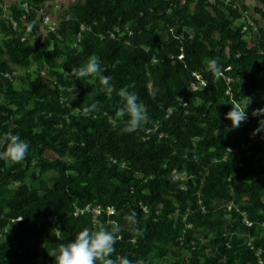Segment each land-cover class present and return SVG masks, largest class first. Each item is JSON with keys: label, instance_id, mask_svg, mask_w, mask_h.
Instances as JSON below:
<instances>
[{"label": "trees", "instance_id": "trees-1", "mask_svg": "<svg viewBox=\"0 0 264 264\" xmlns=\"http://www.w3.org/2000/svg\"><path fill=\"white\" fill-rule=\"evenodd\" d=\"M22 1L10 8L19 30L0 6V136L19 135L29 144L22 162L0 160V228L8 227L0 264H55L61 244L99 228L91 212L74 213L87 204L115 207L101 222L116 220L122 228L112 259L161 264L184 252L190 264L255 262L247 239L264 250V133L251 135L264 119L251 114L264 108L258 18L251 16L257 31L242 32L240 10L221 6L225 0H78L42 40L32 3L47 0H28L29 12ZM255 1L264 17V0ZM117 28L122 39L110 36ZM93 54L101 74L111 77L109 88L100 74L91 84L68 75ZM209 59L218 61L219 77L207 70ZM18 69L24 74L7 76ZM195 73L208 84L188 92ZM121 88L138 95L149 117L132 133L122 132L129 117L116 116ZM93 102L99 111L84 117L82 108ZM234 104L247 106L249 117L230 130L225 117ZM174 168L191 175L186 190L172 181ZM132 211L137 222L124 229ZM135 229L142 235L134 238Z\"/></svg>", "mask_w": 264, "mask_h": 264}, {"label": "clouds", "instance_id": "clouds-1", "mask_svg": "<svg viewBox=\"0 0 264 264\" xmlns=\"http://www.w3.org/2000/svg\"><path fill=\"white\" fill-rule=\"evenodd\" d=\"M206 68L214 77H219L222 74L221 67L216 59H209L206 62ZM102 71L99 57L93 54L81 66L72 68L68 75L75 77L77 80H87L91 84L89 78L100 74V85L103 88H109L111 77L102 75ZM87 95L95 96L96 92L92 91ZM118 96L120 97V107L116 111V116L120 118L129 117L122 132L132 133L139 130L149 119L146 107L138 102V95L135 92L128 91L127 88H121ZM246 107L241 108L239 105H232L231 110L225 117L231 121L230 130L239 128L248 119ZM97 111H99V104L93 102L84 106L81 114L87 118ZM252 116H264V108L254 109ZM259 133H264V119L258 120V127L251 135L256 136ZM28 148V142L19 135L4 133L0 136V160L20 163L26 158ZM136 216L137 213L132 211L126 219L135 224L137 222ZM121 230V225L116 220L111 221L109 226L100 224L97 230L82 229L75 235L73 240L59 246L58 252L53 254L55 264H132V261L126 257L116 256L115 259L110 258L115 252L114 246L120 239L119 233ZM140 235H142V232L135 229L133 237ZM136 264H145V261L140 259L136 261Z\"/></svg>", "mask_w": 264, "mask_h": 264}, {"label": "built area", "instance_id": "built-area-1", "mask_svg": "<svg viewBox=\"0 0 264 264\" xmlns=\"http://www.w3.org/2000/svg\"><path fill=\"white\" fill-rule=\"evenodd\" d=\"M66 0H47L45 1L42 5H40L39 3H32L33 7H35V9H37V13L38 15L41 17L42 19V25H43V31L39 34V37L44 40L45 37L48 35L49 31H57L60 23L62 21V18L65 14H59V15H55L52 13L53 10L59 11V9H61V7L63 6V4L65 3ZM211 3H215L214 0H210ZM224 3H221V6L226 5V4H230L233 3V7L234 8H238L242 14V20H243V27H242V32H255L258 29V25L257 23L254 21V19L251 17V11L248 9H241L240 5L237 2H233V0H225L223 1ZM13 4H8L6 2H3L2 0H0V6L2 7L3 10V18L5 19H10L11 20V24L14 30H19V24L18 22L13 18L12 14H11V6ZM32 5L30 4V2L28 0H23L21 3L22 8L25 9L26 12H29L30 9L32 8ZM69 16L67 15V18ZM128 29V28H127ZM85 31V26L82 25L80 28V32L78 34L77 40L80 41L81 37H82V32ZM118 32V33H117ZM130 32V31H129ZM125 35V32H122L119 28L116 29V32H111L110 36L112 38L115 39H122V37ZM29 37V34L24 35L22 37V40H26ZM18 72V71H17ZM17 72L14 70L12 74L7 73V76L11 77L12 75L17 74ZM195 80L191 82L190 86H189V90L188 92L191 91H195V90H200L203 89L204 87L207 86L208 84V79L201 73H195ZM234 79L232 77H227V83L230 84L231 82H233ZM55 83L57 84V82L55 81ZM149 86H152V83L149 84ZM225 94L226 95H231L232 94V87L231 86H227V89L225 90ZM184 99V98H183ZM63 101V100H62ZM184 105H187V100H184ZM257 109V107L255 108ZM252 114V113H251ZM169 116V114L167 115ZM249 117V115H248ZM158 128V125H156V129ZM151 130L148 129L147 133H149ZM147 138V135L143 137V139ZM259 140L264 141V134L261 135L259 137ZM243 146L245 147L246 145L243 144ZM229 150H232V148H228ZM191 177V175L189 176V174H187L186 171H180L177 168H174L171 172V178L172 181L178 183L180 185V188L182 190H186L187 189V184L186 181ZM254 180H256V178H254ZM199 203L202 204V199H199ZM220 203H222L221 206H228V208H231L234 206L233 202H229V203H224L222 201L218 202L217 205H219ZM203 210H205V207H202ZM145 210H147L146 207H144ZM238 209V208H237ZM91 212L92 213V221L94 222L95 225H100L102 220H103V214L106 213V216H111L115 213V207L114 206H108L106 208H103L101 206H92L91 204H87L84 208H79L76 207L75 210V214L79 215V214H83L85 212ZM243 214V221L247 226H251L253 223L247 218L246 213L242 212ZM18 220H21V218H18ZM264 226V223H263ZM8 232V227H4V228H0V238L4 237V235ZM253 239L252 237H249L247 239V244L249 246H251V248L255 249V253H256V257L257 260L255 262H253L252 264H264V250L261 247L256 248L253 245Z\"/></svg>", "mask_w": 264, "mask_h": 264}, {"label": "crops", "instance_id": "crops-1", "mask_svg": "<svg viewBox=\"0 0 264 264\" xmlns=\"http://www.w3.org/2000/svg\"><path fill=\"white\" fill-rule=\"evenodd\" d=\"M3 2H6L8 4H15L18 3L20 0H2ZM78 0H66L65 3L63 4V6L61 7V9H59V11L53 10L52 13L55 15H59V14H65ZM246 3H245V2ZM236 2L240 5L241 8L242 5H246V7L249 8V10L252 12L251 15L254 14L255 17L258 18L259 20V26L264 28V17L258 15L255 13V7L256 6H260L259 3H257L255 0H236ZM247 9V8H246ZM242 23L243 20L240 19L238 21V23ZM250 35L247 36L248 39L253 38L256 41V37L254 38L251 33H249Z\"/></svg>", "mask_w": 264, "mask_h": 264}, {"label": "rangeland", "instance_id": "rangeland-1", "mask_svg": "<svg viewBox=\"0 0 264 264\" xmlns=\"http://www.w3.org/2000/svg\"><path fill=\"white\" fill-rule=\"evenodd\" d=\"M245 2V1H244ZM246 3V2H245ZM242 7L243 8H241V9H248L249 10V8L248 7H246V5H242ZM250 35V34H249ZM18 72H17V75H23L24 74V70L23 69H18L17 70ZM46 156L47 157H49V158H51V159H53V158H55V155L53 154V153H50V152H47L46 153ZM14 186H17V185H14ZM220 206L222 205V203H220L219 204ZM130 222L129 221H127V219H126V222H125V224L123 225V228L124 229H127V228H129V226H130ZM187 254L186 253H181L178 257L177 256H172L171 258H169V259H167L166 261H164V262H162L161 264H175V263H180V264H190L189 263V261H188V258H187Z\"/></svg>", "mask_w": 264, "mask_h": 264}]
</instances>
